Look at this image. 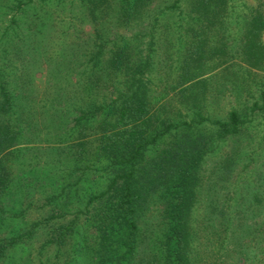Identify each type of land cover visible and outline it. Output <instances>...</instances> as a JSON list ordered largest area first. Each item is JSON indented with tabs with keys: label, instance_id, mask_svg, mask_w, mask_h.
Segmentation results:
<instances>
[{
	"label": "rangeland",
	"instance_id": "obj_1",
	"mask_svg": "<svg viewBox=\"0 0 264 264\" xmlns=\"http://www.w3.org/2000/svg\"><path fill=\"white\" fill-rule=\"evenodd\" d=\"M197 3L0 0V85L14 99L0 120L17 119L26 142L0 153V264H95L93 220L83 211L109 174L70 143L81 134L72 129L77 104L104 99L118 81L102 64L91 86L48 72L77 53L99 50L107 62L123 48L151 54L156 128L188 121L211 143L192 211L191 263L264 264V0H226L214 15H199ZM201 23L204 47L196 55L192 32ZM82 65L63 68L76 73ZM232 110L242 129L223 137L215 122ZM147 195L140 213L148 252L163 204L155 190Z\"/></svg>",
	"mask_w": 264,
	"mask_h": 264
},
{
	"label": "trees",
	"instance_id": "obj_2",
	"mask_svg": "<svg viewBox=\"0 0 264 264\" xmlns=\"http://www.w3.org/2000/svg\"><path fill=\"white\" fill-rule=\"evenodd\" d=\"M225 3L226 0H198L195 9L199 15L205 11L214 15L217 7ZM135 14L138 15L137 9ZM202 26L201 23L192 32L200 42L192 51L196 55L204 47ZM99 52L77 53L69 61L62 62V67L58 63L52 72H48V78L64 72L69 84L70 80L78 79L77 84L85 81L91 86L101 77L99 72L103 70L99 65L102 64L110 79L118 81L114 91L106 94L104 99L77 104L79 116L72 129L79 126L81 134L77 136L78 140L70 143L77 157L94 161L97 170L109 174L106 188L93 194L83 211L93 220L97 238L95 264H192L191 217L199 201V173L211 143L201 135L199 124L166 120L162 127L156 128L154 88L151 74H148L151 54H130L123 48L112 53L106 62ZM75 60L87 69L75 73L63 68L64 64L73 65ZM52 65L50 62V67ZM13 100L1 82L0 114L14 107ZM15 121L3 119L0 122L1 154L26 143L21 142L23 132L16 130L20 124L17 119ZM215 123L224 137L238 134L243 121L239 112L232 110L228 120ZM153 150H157L155 155H151ZM151 190L158 193L163 209L154 222L160 235L153 230V244L147 252L142 249L140 208ZM217 203L214 201L213 205L220 204ZM210 208L214 210L215 207ZM156 243L159 245L157 249L153 248ZM1 253L2 249L0 256Z\"/></svg>",
	"mask_w": 264,
	"mask_h": 264
}]
</instances>
